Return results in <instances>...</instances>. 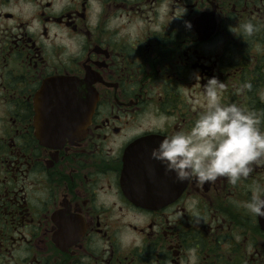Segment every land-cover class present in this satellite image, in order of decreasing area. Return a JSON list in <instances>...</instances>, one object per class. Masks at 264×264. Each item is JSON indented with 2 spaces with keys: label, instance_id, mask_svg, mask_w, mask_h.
I'll list each match as a JSON object with an SVG mask.
<instances>
[{
  "label": "flooded vegetation",
  "instance_id": "flooded-vegetation-1",
  "mask_svg": "<svg viewBox=\"0 0 264 264\" xmlns=\"http://www.w3.org/2000/svg\"><path fill=\"white\" fill-rule=\"evenodd\" d=\"M213 77L264 130V0H0V264H264L237 206L264 165L234 187L150 159Z\"/></svg>",
  "mask_w": 264,
  "mask_h": 264
},
{
  "label": "clouds",
  "instance_id": "clouds-1",
  "mask_svg": "<svg viewBox=\"0 0 264 264\" xmlns=\"http://www.w3.org/2000/svg\"><path fill=\"white\" fill-rule=\"evenodd\" d=\"M184 25L192 27L187 20ZM242 27L249 36L256 30L252 23ZM207 84L206 106L190 129L165 135L151 150L150 159L158 161L179 182L195 179L204 184L225 177L235 187L249 177L254 165H264V130L256 114L221 102L217 78H210ZM154 127L164 131L165 121L161 119ZM248 193L249 198L237 206L250 216L264 217V186L249 185Z\"/></svg>",
  "mask_w": 264,
  "mask_h": 264
},
{
  "label": "water",
  "instance_id": "water-1",
  "mask_svg": "<svg viewBox=\"0 0 264 264\" xmlns=\"http://www.w3.org/2000/svg\"><path fill=\"white\" fill-rule=\"evenodd\" d=\"M91 97V95L89 96V98Z\"/></svg>",
  "mask_w": 264,
  "mask_h": 264
}]
</instances>
